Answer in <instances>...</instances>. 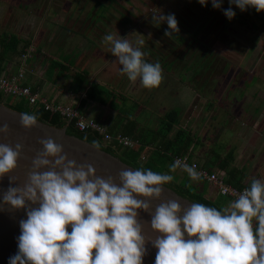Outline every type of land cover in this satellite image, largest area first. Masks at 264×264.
I'll return each instance as SVG.
<instances>
[{"label": "clouds", "instance_id": "1", "mask_svg": "<svg viewBox=\"0 0 264 264\" xmlns=\"http://www.w3.org/2000/svg\"><path fill=\"white\" fill-rule=\"evenodd\" d=\"M199 2L207 6L209 0ZM210 2L215 9L222 7V0ZM229 3L241 11L264 13V0ZM224 14L229 20L235 17L232 8ZM151 20L153 26L167 24L168 38L179 31L174 14H154ZM103 42L129 81L139 79L149 90L160 86L161 65L145 61L143 39L133 46L128 38L107 34ZM36 123L34 114L21 113L22 127ZM0 132L7 133L8 125L0 126ZM40 144L20 184L14 176L20 171L23 146L0 143V179L10 180L3 204L10 211L25 209L27 216L20 220L18 252L9 264H143L146 242L157 250L155 264H264V181L253 179L222 210L201 203L182 208L176 199H162L163 186L174 179L168 173L122 169L117 182L112 176H97L92 164L69 159L52 138ZM181 167L198 179L195 167L180 161L170 165L169 172ZM141 210L151 215L149 233L148 222L138 218Z\"/></svg>", "mask_w": 264, "mask_h": 264}, {"label": "rangeland", "instance_id": "2", "mask_svg": "<svg viewBox=\"0 0 264 264\" xmlns=\"http://www.w3.org/2000/svg\"><path fill=\"white\" fill-rule=\"evenodd\" d=\"M7 2L17 20L14 27L22 30L17 31L22 36L20 50L31 40L22 55L8 53L11 67L21 61L16 75L23 72L27 79L28 74H36L62 83L65 91L69 87L74 91L80 85L78 76L90 74L89 83L107 85L117 97V108L108 105L102 109L103 117L110 120L127 114L140 126L156 129L162 127L168 113L176 111L171 138L185 131L206 139L219 135L217 126L223 128L224 114L230 118L227 132H237V126L249 122L253 113L264 111V13L255 9L241 11L223 0L227 5L212 9L208 20V4L203 10L199 0ZM229 8L242 19L229 20L224 14ZM154 14L175 15L179 31L173 38L165 36L169 31L166 23L153 26ZM107 34L128 38L133 46L138 39L145 41L141 48L145 61L159 62L162 68L158 88L149 90L139 79L135 83L128 80L110 45L103 42ZM24 55H28L25 61ZM232 113L236 119H231ZM211 139L212 143L215 138Z\"/></svg>", "mask_w": 264, "mask_h": 264}, {"label": "trees", "instance_id": "3", "mask_svg": "<svg viewBox=\"0 0 264 264\" xmlns=\"http://www.w3.org/2000/svg\"><path fill=\"white\" fill-rule=\"evenodd\" d=\"M225 1L229 4V0ZM207 4V9L205 6L203 10L206 9V15L208 16V20H210L212 19L211 11L212 9H214V7L212 6L210 0ZM223 4L227 5L225 3ZM235 18L242 19L239 13H235ZM199 32L200 29H197V32L195 34L197 35ZM30 41L31 40L26 42L25 46L22 48V50H20L19 39L15 40V38L13 37L9 40L7 38L3 40L2 52L0 55V64L5 60V57L9 59V52H13V54L15 55H22L25 52L26 48L29 47ZM12 43L14 44V46ZM88 76H90V74L84 73V75H79V79H77V82L79 81L80 85L75 88V91L80 94L84 93L86 95V97L80 102L79 110H83L87 101H93L101 104L102 106L109 105L111 107L117 108L119 104L116 101L117 97L115 93L107 86H103L98 82L89 83V81L87 80ZM24 84L29 86L27 83ZM2 104L21 113L34 114L37 117V120L51 126L60 129L67 128V132L69 135L76 136L96 147H99L101 150L115 157H118L125 164L132 166L135 169L152 170L157 173H168L172 175L174 177L173 181L166 184L165 186L175 191L178 195L187 198L195 203H201L205 206L215 207L218 210H222L223 208L227 207L230 202L233 201L229 197L221 195V193L216 188V195H209L210 188L213 185L202 179H191L188 174L182 169L177 168L175 172H169V166L175 162L176 157L189 155L191 159H194V151L192 153L191 149L194 144L198 143V138L195 135H191L190 133H187L185 131H178V133H176L173 138L170 137V132L172 131L173 124L178 119V114L176 111H171L170 113H168L162 123V127L156 129H146L145 127L140 126L138 121L132 119L131 116H128L127 114H124L121 117H117L114 123L110 125H106L105 123L100 122L107 128L108 133H110L111 135L117 136L121 134L124 136H129L138 141V145L131 149L122 148L121 146L114 143H104L102 137L97 132L88 130L81 131L77 129L75 123L69 124L60 113L46 111L43 108L39 110H32V108L29 107L24 100H20L16 97L5 96L0 92V105ZM122 111L123 110L120 111L121 114ZM144 154L146 156V159L142 160V156ZM230 156H228V158L226 159H229ZM226 159L222 160L221 163H219L218 169L227 171L228 176L225 177V179L229 184L239 189H246L247 187L242 184L240 178L236 176V173L233 171V169H230L228 165L229 161ZM197 162L200 164L199 161ZM216 164V161H214L212 164L213 166H210L208 164L200 165L208 169L210 172H216L213 169L215 168Z\"/></svg>", "mask_w": 264, "mask_h": 264}, {"label": "crops", "instance_id": "4", "mask_svg": "<svg viewBox=\"0 0 264 264\" xmlns=\"http://www.w3.org/2000/svg\"><path fill=\"white\" fill-rule=\"evenodd\" d=\"M10 9L11 7L9 6V2H7V0H0V55L2 52L3 40L6 38L9 40L13 37H17V40L22 38L21 34L17 32L22 31L21 27H14L17 20L15 21L14 16L10 14L12 12ZM4 59L5 60L0 64V76H11L16 74L20 69L21 61L17 63V65H14V67H11L12 61L6 57ZM25 83L31 86L33 90H37L41 94L45 95L52 102L73 105L78 108L80 102L86 97V95L79 96V93H76L75 89L73 91L70 87L67 91H65L62 83L57 85L55 81L45 80L43 77L36 76V74H28L27 79H25ZM102 85L107 86L104 84ZM85 104L86 105L82 111L86 112L98 122L110 125L114 123L117 118L116 117L113 120H110L108 117H103L104 110L102 109H104V106L100 107L96 104V102L87 101ZM224 115V126H222L226 129V132H223V128H219L217 126V129L221 132L219 135L213 136L215 139L212 143L211 138L213 137L211 136L206 137V139L197 136L198 143L194 144L191 149L192 153L194 151V159L199 161L202 165L208 164L210 166L214 161H216L217 164L213 169L216 172L218 171V173L224 177H227V171L218 169L219 163L233 154V156H230L229 159L226 160L229 161L228 165L230 169H233L236 176L240 178V181L244 186L248 188L253 179L264 181V111L261 110L260 114L253 113L249 122H244L237 126V132H227L228 129L225 126H227L226 121L229 117L226 116V114ZM232 115L231 119H236L235 113H232ZM237 117L239 121L244 120L240 116ZM209 133L210 131L208 134ZM228 133L229 136L225 137ZM208 134L206 136H208ZM221 139H223L224 142L220 144L219 142ZM209 195H216L215 187L211 186Z\"/></svg>", "mask_w": 264, "mask_h": 264}, {"label": "water", "instance_id": "5", "mask_svg": "<svg viewBox=\"0 0 264 264\" xmlns=\"http://www.w3.org/2000/svg\"><path fill=\"white\" fill-rule=\"evenodd\" d=\"M20 115L21 112L10 109L4 104L0 105V126L8 125L7 133L0 132V143H12L13 146L19 143L23 146L19 162L20 171L14 176V179L20 184L25 182V165L30 162L31 157L42 149L40 140L47 138H52L56 143L62 145L63 151L69 159L76 160L78 164H92L96 169L97 176L105 178L112 176L118 182V173L122 169L137 170L99 147L69 135L67 128L60 129L39 120L35 126L24 128L20 124ZM9 187V176L0 179V264H9L10 258L17 254L18 237L21 234L20 220L27 218L25 209L10 211V206L3 204V192ZM163 187L162 199H176L181 203L182 208H187L190 204L195 203L178 195L167 186L164 185ZM138 218L141 222H148V225L145 224V232L149 233L151 215L141 210ZM68 230L70 232L71 228L69 227ZM146 249L147 254L144 256L143 264H155L157 250L150 242H146Z\"/></svg>", "mask_w": 264, "mask_h": 264}, {"label": "built area", "instance_id": "6", "mask_svg": "<svg viewBox=\"0 0 264 264\" xmlns=\"http://www.w3.org/2000/svg\"><path fill=\"white\" fill-rule=\"evenodd\" d=\"M26 56H23L25 61ZM25 76L23 72L12 76H0V92L8 97H16L24 100L32 110L45 109L53 113H60L66 121L75 123L77 129L81 131H94L97 132L103 139L104 143L121 146L122 148H134L138 145V141L129 136L124 135H111L108 133L107 128L94 118H90L78 107L67 105L63 103L52 102L45 95L40 92L34 91L31 86L25 85ZM180 161L181 164H186L189 167H195V170L200 174L196 180H205L213 187H215L223 196L235 200L244 189H239L229 184L225 177L217 172H210L208 169L202 167L196 160L191 159L189 155L176 157L175 162ZM182 169L183 168H179Z\"/></svg>", "mask_w": 264, "mask_h": 264}]
</instances>
